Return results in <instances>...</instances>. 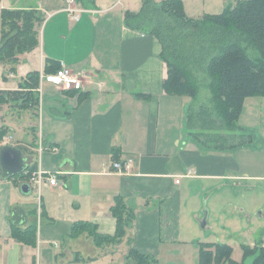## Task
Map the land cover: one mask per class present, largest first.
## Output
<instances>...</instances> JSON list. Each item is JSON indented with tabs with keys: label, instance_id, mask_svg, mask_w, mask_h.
<instances>
[{
	"label": "crops",
	"instance_id": "1",
	"mask_svg": "<svg viewBox=\"0 0 264 264\" xmlns=\"http://www.w3.org/2000/svg\"><path fill=\"white\" fill-rule=\"evenodd\" d=\"M84 1L74 19L63 0H0V10L44 14L37 46L13 68L0 61V90L18 89L29 72L44 74L48 60L62 62L82 85L65 92L40 80L36 110L0 107V148L23 150L25 173L33 163L60 172L58 185L39 189L0 178V264H129L130 247L150 256L148 264H191L200 242L264 246V96L243 100L238 126L248 138L241 145L203 147L185 124L189 97L164 89L158 40L124 24V12L138 11L141 0ZM234 1L181 0L193 18ZM114 161L125 168L114 169ZM21 182L31 186L27 197ZM117 198L133 219L116 244L98 246L86 231L73 235L87 223L114 236ZM15 207L26 214L19 226L11 220ZM32 223L33 243L14 236Z\"/></svg>",
	"mask_w": 264,
	"mask_h": 264
},
{
	"label": "trees",
	"instance_id": "2",
	"mask_svg": "<svg viewBox=\"0 0 264 264\" xmlns=\"http://www.w3.org/2000/svg\"><path fill=\"white\" fill-rule=\"evenodd\" d=\"M86 7L84 0H75ZM90 1V0H88ZM44 14L37 8L0 10V61L13 68L18 56L38 44V29ZM128 28L155 36L160 57L167 67L165 91L189 97L185 124L189 134L203 147L215 151L241 145L248 136L239 131L238 117L247 96H264V0H235L222 12L186 15L181 0H141L136 12H124ZM43 73L52 74L60 63L48 60ZM38 71L29 72L15 90H0V107L9 104L20 110H36L39 104ZM202 81V82H200ZM209 97L198 101L200 85ZM79 91V89L64 90ZM3 133H0L2 140ZM35 169L16 177L27 179ZM15 177V176H14ZM116 218L114 236L99 235L87 224L73 227L72 233L88 231L98 246L116 244L133 219V210L117 198L111 207ZM34 224L16 229L18 239L33 243ZM243 259L253 256L251 264H264V246L241 245ZM232 247L221 242H200L198 264H239L231 257ZM129 264H148L151 257L130 247Z\"/></svg>",
	"mask_w": 264,
	"mask_h": 264
},
{
	"label": "built area",
	"instance_id": "3",
	"mask_svg": "<svg viewBox=\"0 0 264 264\" xmlns=\"http://www.w3.org/2000/svg\"><path fill=\"white\" fill-rule=\"evenodd\" d=\"M65 4V11L68 12L74 19H77L75 13L81 12L82 8L77 4L75 0H63ZM75 15V16H74ZM40 80L47 83L58 86L61 90H71V89H81V81L78 75L74 74L68 68H66L62 62H60V68L52 74L40 75ZM113 168L120 171L125 168L124 164L119 161L113 162ZM59 171H44L40 168L34 169L29 172L27 181L35 185L38 189L41 185L46 182L50 186H55L59 184L58 174ZM179 182V180H176Z\"/></svg>",
	"mask_w": 264,
	"mask_h": 264
},
{
	"label": "water",
	"instance_id": "4",
	"mask_svg": "<svg viewBox=\"0 0 264 264\" xmlns=\"http://www.w3.org/2000/svg\"><path fill=\"white\" fill-rule=\"evenodd\" d=\"M23 153V150L11 145H4L0 148L1 179H8L20 175L27 169V158ZM19 190L22 194L28 195L31 193V186L27 182H21L19 184ZM11 220L14 225H22L26 220V214L21 208L15 207L12 210ZM204 222L205 213L203 219L201 220V226H204Z\"/></svg>",
	"mask_w": 264,
	"mask_h": 264
},
{
	"label": "rangeland",
	"instance_id": "5",
	"mask_svg": "<svg viewBox=\"0 0 264 264\" xmlns=\"http://www.w3.org/2000/svg\"><path fill=\"white\" fill-rule=\"evenodd\" d=\"M42 75H44V74H42ZM200 82H202V81H200ZM208 97H209V91H208L207 87L204 84H201L200 85L199 94H198V101H206ZM5 107H7V105ZM8 110H10L9 107H8ZM6 134H8V135H11L12 134L11 136L16 137L18 135V132L16 134H13L12 132H11V134H9L7 132ZM36 195H37V190L35 188L34 191H33V193H32V195H31V197H32L31 200L36 201ZM21 197H27V196L24 195V196H21ZM257 199H259V198H256L255 199L256 202H257ZM88 231L89 230H87V232ZM221 243H224V242H221ZM241 245H239V244L238 245L237 244H233L232 253H231L232 259L235 260L239 264H251V261L253 259V256H250V257H247V258H244L243 259V256H242V253L243 252H242ZM254 245L255 244L249 245V246L252 247ZM121 249L123 250V248H121ZM191 264H198V261L196 260L195 263H192L191 262Z\"/></svg>",
	"mask_w": 264,
	"mask_h": 264
}]
</instances>
